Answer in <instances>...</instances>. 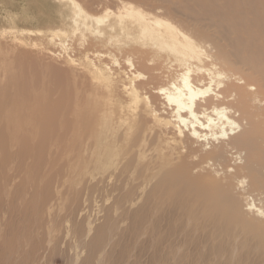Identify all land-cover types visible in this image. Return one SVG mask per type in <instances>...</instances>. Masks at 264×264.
<instances>
[{
  "label": "bare ground",
  "instance_id": "bare-ground-1",
  "mask_svg": "<svg viewBox=\"0 0 264 264\" xmlns=\"http://www.w3.org/2000/svg\"><path fill=\"white\" fill-rule=\"evenodd\" d=\"M80 3L85 19H97L85 9L105 13L108 28L123 35L124 67L108 73L105 91L71 68L0 57V264H34L59 236L68 238V264L100 241L96 263L104 264L118 218L95 236L87 228L74 236L65 213L91 193L103 197L97 213L114 197L112 208L132 216L142 236H155L156 248L169 229L171 259L192 233L209 255L234 259L237 247L239 257L264 255V223L239 219L241 211L264 213L253 200L238 210L254 191L264 205V0ZM98 150L110 152L109 166L94 163ZM223 218L247 232L225 230L219 241Z\"/></svg>",
  "mask_w": 264,
  "mask_h": 264
},
{
  "label": "rangeland",
  "instance_id": "rangeland-1",
  "mask_svg": "<svg viewBox=\"0 0 264 264\" xmlns=\"http://www.w3.org/2000/svg\"><path fill=\"white\" fill-rule=\"evenodd\" d=\"M73 3L82 7L80 0H0V57L26 54L33 61L45 65H52L63 70L71 68L84 75L92 83L100 85V89L109 91L106 81L108 73H113L124 67L123 55L125 54L117 47L124 44L125 39L119 32L108 28L111 19L105 13L94 14L89 9H85L87 13L102 22L98 23L97 19H85L75 10ZM105 6L107 9H112L110 4ZM51 54L54 55V59L49 60L48 56ZM96 54L97 56L110 54L111 58L115 59L113 61L115 63L113 64L105 58H98L95 56ZM70 61L73 64H70ZM2 70L3 67L0 66V75ZM119 80L125 81L123 78ZM114 119L115 117L110 118V120ZM109 153L101 150L96 151L94 163L96 165L104 163L103 168L109 166L110 164H107L105 159L106 157L109 158ZM107 170H111V168ZM145 182L147 183L148 180H145ZM129 190L130 187L127 186L119 197V200L123 198V210L127 208L125 202L127 198H130V193L127 195ZM98 194L91 193V197L83 195L82 198L72 203L71 209L65 213H67L68 218L76 223L77 231L73 232L74 236L80 229L84 228L91 229V236H95L109 221L113 222L115 221L113 218H118L120 221L117 222L119 226L118 234L114 237L116 244H111L106 248V252L111 257H104V264H264V255L261 253L250 254L248 252L247 256L239 257L241 252L244 251L239 250V247H237L238 255L236 254L234 259L226 256L225 253L224 255H218L219 253L216 256L209 255L210 249L206 247L203 250L202 247L197 248L198 240L196 239L200 236V233H192L191 243L187 244L184 250L171 259L170 256H165V241L169 236L167 235L169 229L166 230V234L161 233L156 248L153 245L155 236L150 237L147 233L142 236L139 232L140 225L136 223L130 225L133 222L132 216L126 215V218H122L119 216L121 213L113 209L114 197L111 196L104 203L106 207H110L108 210L97 213L98 207L102 206L99 201H101V198L103 199ZM260 194L254 191L248 200L240 199L238 210H241V207L244 208L249 200H253L251 201L252 205L257 209L261 208L260 211L264 213V205H259L260 203L256 199L260 197ZM114 195L118 198L116 194ZM240 213L239 219L247 220L246 222L257 220L259 226L264 223V217L256 215L253 211H247L246 216L242 214V211ZM225 220L226 218H223L218 222L219 230H223L219 241H224L225 233H227L225 230L235 236L247 232L243 222L228 225ZM206 223L210 225L207 220ZM162 229H164V223ZM207 233L205 232L204 235ZM152 234L155 233H150V235ZM58 240V244L54 242L46 243L37 253L33 263L68 264L67 259L62 256V253L72 256V253L68 254L70 251L68 238L59 236ZM237 241L240 244L242 240L239 242L238 238ZM251 243L254 244L255 241L252 240ZM100 248L101 241L97 247H92L87 252L81 253L79 259H77V264H97ZM202 251L204 254H201Z\"/></svg>",
  "mask_w": 264,
  "mask_h": 264
}]
</instances>
